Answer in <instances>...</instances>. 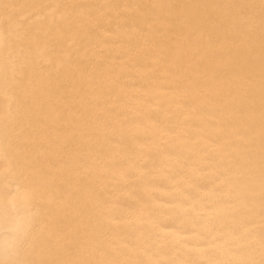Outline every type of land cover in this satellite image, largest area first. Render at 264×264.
Segmentation results:
<instances>
[{
	"label": "bare ground",
	"instance_id": "6f19581e",
	"mask_svg": "<svg viewBox=\"0 0 264 264\" xmlns=\"http://www.w3.org/2000/svg\"><path fill=\"white\" fill-rule=\"evenodd\" d=\"M0 264H264V0H0Z\"/></svg>",
	"mask_w": 264,
	"mask_h": 264
}]
</instances>
